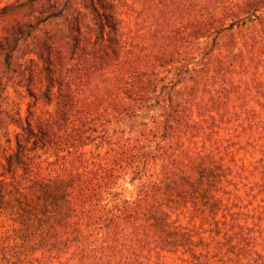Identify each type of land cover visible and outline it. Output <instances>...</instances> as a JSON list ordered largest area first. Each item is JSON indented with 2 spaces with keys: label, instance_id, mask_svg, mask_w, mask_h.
<instances>
[{
  "label": "trees",
  "instance_id": "16d2710c",
  "mask_svg": "<svg viewBox=\"0 0 264 264\" xmlns=\"http://www.w3.org/2000/svg\"><path fill=\"white\" fill-rule=\"evenodd\" d=\"M128 1L0 7V264H264V0Z\"/></svg>",
  "mask_w": 264,
  "mask_h": 264
},
{
  "label": "rangeland",
  "instance_id": "374dc122",
  "mask_svg": "<svg viewBox=\"0 0 264 264\" xmlns=\"http://www.w3.org/2000/svg\"><path fill=\"white\" fill-rule=\"evenodd\" d=\"M16 1H25V0H0V7ZM62 1H66V0H62ZM130 1L131 0H129L127 3H130ZM134 10H137L136 6H134ZM33 33L37 34L38 32L37 30H34ZM31 41H32V37L29 39V41H27L28 44H31ZM27 48L28 47L21 50L20 52L21 55L22 53L27 51L25 50ZM34 53H32L31 55L33 56ZM23 57L26 58V55ZM4 86H6V89L0 92V103L2 104V108L0 111V156L2 153H4L3 151L6 145V143L4 142V131L8 129V134L10 138H12L14 132L16 131V127L10 124L8 121L9 116L15 115L16 113H18L20 116H24L26 114L28 103L31 101V98L28 96L27 91L24 89V87L17 84L15 81H9V82L5 81Z\"/></svg>",
  "mask_w": 264,
  "mask_h": 264
}]
</instances>
